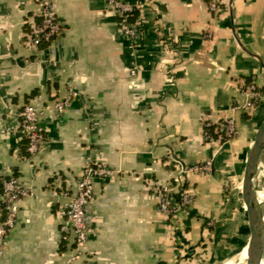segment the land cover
Listing matches in <instances>:
<instances>
[{
	"label": "crops",
	"instance_id": "0c3cea01",
	"mask_svg": "<svg viewBox=\"0 0 264 264\" xmlns=\"http://www.w3.org/2000/svg\"><path fill=\"white\" fill-rule=\"evenodd\" d=\"M52 1L62 34L35 48L28 35L40 21L38 2L0 0V186L13 176L34 192L19 203L0 264L69 259L72 245L60 238L63 194L75 192L88 162L115 172L94 186L84 246L92 264H207L205 245L235 211L232 191L264 117V100L252 112L232 111L245 102V84L264 91V0H221L219 13L208 0H125L137 8L134 49L106 0ZM71 90L72 105L55 112ZM39 98L44 142L30 156L19 113ZM225 117L236 119L238 136L214 154L204 123ZM213 156L212 173L189 176L194 204L170 222L158 190L179 173L171 157L192 166ZM252 232L264 264V208L253 206ZM239 257L245 261L247 249ZM223 264H239L238 256Z\"/></svg>",
	"mask_w": 264,
	"mask_h": 264
},
{
	"label": "built area",
	"instance_id": "2783aa9c",
	"mask_svg": "<svg viewBox=\"0 0 264 264\" xmlns=\"http://www.w3.org/2000/svg\"><path fill=\"white\" fill-rule=\"evenodd\" d=\"M40 6L39 23L33 24L32 32L28 35V44L38 48L43 44H51L62 34L63 27L59 21L52 0H35ZM107 6L113 10L119 18V27L123 36L131 42V49L141 37V32L136 21L133 20L137 8L125 0H106ZM208 7L212 13L221 11V0H208ZM137 75V68L132 71V76ZM242 94L246 97L244 104L234 106L232 111L243 109L246 112L255 110L261 100H264V91L254 83L245 84ZM77 95L70 91L66 98L57 100L53 109L62 113L72 105V100ZM38 104L30 103L24 106L19 113L20 131L23 139L27 141V151L30 156H36L42 149L44 134L40 125L44 117L46 107L41 98ZM238 123L234 117H225L217 122L207 120L204 123L205 143L213 148L214 154L238 136ZM214 157L192 166L181 165L180 161L171 157L179 166V173L173 181L158 190L159 211L169 221L176 222L181 215L187 212L195 202V196L190 187L189 176L191 174H210L214 168ZM115 172L107 166L88 162L83 169L80 180L73 194L69 191L63 195L66 202L62 204L60 216V238L64 243L71 244V255L64 264H92L85 257L84 246L88 241L89 208L94 200V186L97 180L112 178ZM2 207L0 209V254L5 246L8 234L16 227L19 214V203L27 197L34 195L32 190L22 186L18 179L9 176L2 181ZM212 223H208L211 226Z\"/></svg>",
	"mask_w": 264,
	"mask_h": 264
},
{
	"label": "water",
	"instance_id": "95a60500",
	"mask_svg": "<svg viewBox=\"0 0 264 264\" xmlns=\"http://www.w3.org/2000/svg\"><path fill=\"white\" fill-rule=\"evenodd\" d=\"M264 152V117L256 131L254 141L245 160L237 188L235 215L240 224L237 226V251L240 254L247 249V259L244 264H261V260L254 246L252 232L253 206L257 201L255 195L254 175L259 158Z\"/></svg>",
	"mask_w": 264,
	"mask_h": 264
},
{
	"label": "rangeland",
	"instance_id": "374dc122",
	"mask_svg": "<svg viewBox=\"0 0 264 264\" xmlns=\"http://www.w3.org/2000/svg\"><path fill=\"white\" fill-rule=\"evenodd\" d=\"M238 184V183H237ZM233 189V194L235 192ZM256 199L264 200V181L259 180L255 183ZM234 202H232L233 204ZM171 222V221H170ZM215 222V221H214ZM215 223H213L214 225ZM240 220H237L235 211H231L224 218L222 217L213 233V239L209 241V247L205 245L204 253L207 256V264H223L226 259L238 256L239 264H244L237 251V226ZM208 247V248H207ZM206 261V260H205Z\"/></svg>",
	"mask_w": 264,
	"mask_h": 264
},
{
	"label": "bare ground",
	"instance_id": "6f19581e",
	"mask_svg": "<svg viewBox=\"0 0 264 264\" xmlns=\"http://www.w3.org/2000/svg\"><path fill=\"white\" fill-rule=\"evenodd\" d=\"M261 155H263V162L261 163L260 158H259L258 165H257L256 171H255V175H254V181L255 182L258 181V177H259V174L261 172V169H262V167H264V152ZM254 206H255L256 209H259V210L263 209L264 208V200H260V199H259V201L257 200L255 202ZM255 223L258 224V221L254 222V224Z\"/></svg>",
	"mask_w": 264,
	"mask_h": 264
},
{
	"label": "trees",
	"instance_id": "16d2710c",
	"mask_svg": "<svg viewBox=\"0 0 264 264\" xmlns=\"http://www.w3.org/2000/svg\"><path fill=\"white\" fill-rule=\"evenodd\" d=\"M136 14H137V12H135L133 20L135 19ZM260 123H261V122H260ZM24 142H27V141L24 140ZM27 147H28V143L25 145L24 149H26ZM2 187H3V186L1 185L0 188L2 189Z\"/></svg>",
	"mask_w": 264,
	"mask_h": 264
}]
</instances>
